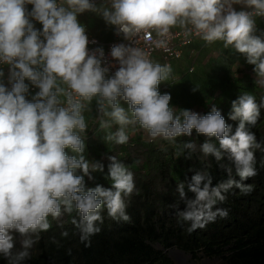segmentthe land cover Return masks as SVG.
<instances>
[{"label": "clouds", "instance_id": "obj_1", "mask_svg": "<svg viewBox=\"0 0 264 264\" xmlns=\"http://www.w3.org/2000/svg\"><path fill=\"white\" fill-rule=\"evenodd\" d=\"M85 11L131 43L113 44L110 60L103 46L88 47L96 42L78 21ZM257 17H264V0H100L99 5L96 0H0V257L5 264H24L50 219L69 215L86 247L101 231L102 212L116 222L130 220L133 172L116 155H108L105 165L84 154V113L93 99L99 128L111 129L105 141L123 145L139 128L147 142L166 141L176 145L177 157L191 160L198 153L205 162L188 168L175 184L171 207L178 225L187 223L193 232L227 217L228 209L217 206L226 194L252 191L244 181L256 175L254 152L264 146L250 128L264 109V95L257 101L243 92L231 102L228 119L238 122L234 132L215 106L206 114L177 109L170 94L158 90L170 78L171 66L150 59L137 38L150 32L166 38L179 25L205 43L221 41L245 57L255 86L264 89V30L257 34ZM152 44L163 48L166 39ZM110 68L115 70L108 75ZM30 85L38 91L28 99ZM193 130L203 142L177 144ZM209 157L225 179L213 182ZM105 167L108 186L93 176ZM13 233L19 247L14 248Z\"/></svg>", "mask_w": 264, "mask_h": 264}, {"label": "trees", "instance_id": "obj_2", "mask_svg": "<svg viewBox=\"0 0 264 264\" xmlns=\"http://www.w3.org/2000/svg\"><path fill=\"white\" fill-rule=\"evenodd\" d=\"M250 130L264 146L263 111ZM254 155L256 175L244 181L252 185V191L241 194L230 190L226 200L217 205L228 209V216L217 217L203 229L189 232L187 223L178 225L171 207L175 184L184 179L188 168L205 163L194 158L186 160L183 174L169 178L164 191H153L151 181L137 182L127 202L130 220L116 222L102 212L101 231L90 238L87 247L79 240L69 215L50 219L49 230L40 234L36 252L30 250L24 264H175L169 253L180 250L193 259L201 254L224 264H264V151L256 150ZM208 163L214 183L226 178L211 157ZM65 232L67 235H62ZM0 264H5L2 257Z\"/></svg>", "mask_w": 264, "mask_h": 264}, {"label": "rangeland", "instance_id": "obj_3", "mask_svg": "<svg viewBox=\"0 0 264 264\" xmlns=\"http://www.w3.org/2000/svg\"><path fill=\"white\" fill-rule=\"evenodd\" d=\"M78 21L85 26L92 34H96L107 41L112 38L113 26L106 25L104 20L96 13L85 11L78 15ZM256 22L264 30V17H257ZM259 34V33H257ZM197 51V52H196ZM195 53V54H194ZM191 53V60H183L181 65L171 68L172 72L167 81H162L158 85L161 94H170V105L177 109H188L200 114H206L212 106L220 110L226 123L232 125V131H235L237 121L228 119V113L231 110V102L243 92L253 94L257 101L261 95H264V89L256 87L254 84L253 66L246 63L245 57L231 48H225L222 42L216 45L206 46L194 50ZM154 62L162 63L159 58ZM5 71V83L7 70ZM27 82V81H26ZM31 87V85H30ZM195 89V90H194ZM26 97L31 98L34 92L30 90ZM121 105L127 108V103L121 101ZM260 111L264 112V109ZM86 120V129L82 134L85 143V156L89 159H95L107 165L106 157L116 155L133 172L134 183L141 181H151L153 191H164L170 182L171 177L183 174L186 160L175 155L176 145H170L166 141H146L145 134L137 128L129 132V140L123 145H116L104 140L106 131L98 126L96 120L95 100L91 101L89 110L84 113ZM194 140L197 144L203 142V135L197 136L193 130L192 137H178L177 144ZM90 147V150L87 149ZM198 153L193 155L197 159ZM209 159V158H208ZM139 160V163L136 161ZM107 168L104 173H93L94 182L103 184ZM179 174V175H180ZM92 184L93 181H87ZM61 218H65V215ZM19 247V236L13 233ZM37 243V242H36ZM32 250L36 252V245ZM176 252V251H174ZM175 264H224L222 260H210L200 254L199 258L185 257V260L178 255L170 254Z\"/></svg>", "mask_w": 264, "mask_h": 264}, {"label": "built area", "instance_id": "obj_4", "mask_svg": "<svg viewBox=\"0 0 264 264\" xmlns=\"http://www.w3.org/2000/svg\"><path fill=\"white\" fill-rule=\"evenodd\" d=\"M97 5H99L100 0H96ZM29 7V5H27ZM90 12V11H88ZM85 27V26H84ZM257 33H259L262 29L260 25L256 22ZM86 34L89 40H94L95 44H89L88 47L94 48L96 46H103L105 50V56L107 60L111 58L108 57V51L113 44L116 43H131L123 39L122 36L115 35L114 31L112 34V38L110 40H103L101 37L97 36L96 34H92L86 27ZM198 36L193 34L191 31L187 30L186 27L182 28H175L174 26L170 28V34L165 37H158L155 32H150L149 37H144L143 35L137 38V46L142 47L148 53L150 59L155 61L156 58H159L163 64L167 63L171 66H174L175 62L181 60L183 57L184 49L193 45L195 39ZM135 39V38H134ZM156 39H166V46L163 48H157L152 44L153 40ZM112 63H115L112 61ZM4 70H7V66H2ZM114 68H110L108 75L114 71ZM31 92L34 93L38 91L35 87H30Z\"/></svg>", "mask_w": 264, "mask_h": 264}, {"label": "crops", "instance_id": "obj_5", "mask_svg": "<svg viewBox=\"0 0 264 264\" xmlns=\"http://www.w3.org/2000/svg\"><path fill=\"white\" fill-rule=\"evenodd\" d=\"M243 6L242 5H234V8H236V10H240ZM29 9L31 8V5H29L28 7ZM247 10V9H246ZM34 23V26L37 28V29H40L42 27V25H40L38 22H35L33 21ZM175 28H182L181 26L179 25H176L174 26ZM219 42L221 41H216V42H213V43H205L203 40H201L199 37H197L193 43V45H191L190 47H187L184 49V52H183V57L181 60H178L177 62H175L174 66L172 67L175 68V66H178V65H181L182 64V61L183 60H188L189 61L191 60L190 56H191V53H194V50H197L198 48H201V47H206V46H212V45H216L218 44ZM197 52V51H196ZM195 54V53H194Z\"/></svg>", "mask_w": 264, "mask_h": 264}, {"label": "water", "instance_id": "obj_6", "mask_svg": "<svg viewBox=\"0 0 264 264\" xmlns=\"http://www.w3.org/2000/svg\"><path fill=\"white\" fill-rule=\"evenodd\" d=\"M174 253V251H171L170 252V254H173ZM175 253H177V254H181L182 256H184V257H189L184 251H182V250H180V251H176Z\"/></svg>", "mask_w": 264, "mask_h": 264}, {"label": "bare ground", "instance_id": "obj_7", "mask_svg": "<svg viewBox=\"0 0 264 264\" xmlns=\"http://www.w3.org/2000/svg\"><path fill=\"white\" fill-rule=\"evenodd\" d=\"M174 255H178V257H180L181 259H183V260H185V257L184 256H182L181 254L179 255V254H177V253H173Z\"/></svg>", "mask_w": 264, "mask_h": 264}]
</instances>
